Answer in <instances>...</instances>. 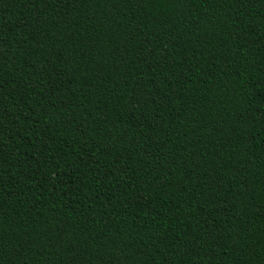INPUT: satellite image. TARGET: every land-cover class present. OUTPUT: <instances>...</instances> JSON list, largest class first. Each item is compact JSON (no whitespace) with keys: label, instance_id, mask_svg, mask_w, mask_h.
<instances>
[{"label":"trees","instance_id":"obj_1","mask_svg":"<svg viewBox=\"0 0 264 264\" xmlns=\"http://www.w3.org/2000/svg\"><path fill=\"white\" fill-rule=\"evenodd\" d=\"M0 264H264V0H0Z\"/></svg>","mask_w":264,"mask_h":264}]
</instances>
